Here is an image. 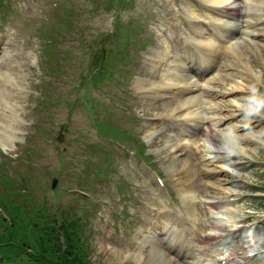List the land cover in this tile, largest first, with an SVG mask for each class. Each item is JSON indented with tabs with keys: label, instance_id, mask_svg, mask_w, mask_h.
<instances>
[{
	"label": "rangeland",
	"instance_id": "obj_1",
	"mask_svg": "<svg viewBox=\"0 0 264 264\" xmlns=\"http://www.w3.org/2000/svg\"><path fill=\"white\" fill-rule=\"evenodd\" d=\"M175 3L0 0V79L2 72L11 74L10 105L18 112L20 128L18 139L11 142L13 150L0 147V179L6 175L10 181L4 179L5 184L13 183L24 191L27 173L25 177L35 178V183L41 170L55 171L60 180L57 186L76 193L66 192L61 201L72 203L69 210L74 215L83 211L88 219V232L86 227L81 230L85 236L81 245L86 248L79 256L91 264H123L120 256L129 259L127 264H165L163 251L176 246L166 240V234L161 235L166 230L162 213H173V207L186 218L175 217L169 233L179 235L191 249L188 264H207L212 259L220 264L227 250L248 256L251 252L244 238L249 233L264 242V76L253 79L254 87L247 81L243 97H232L244 109L245 119L256 125V136L245 137L244 153L237 148L239 134L215 124L212 108L203 105L201 118L172 122L167 118L173 114L155 104L161 101L149 100L147 89L137 87L143 82L139 77L166 81L164 71L146 60L152 58V51L169 53L171 49V55L177 56L193 38L194 27L184 18L182 0ZM196 8L205 17V10ZM260 13L264 15V4ZM227 21V34H238L241 18ZM258 58L264 71V50ZM163 67L172 68V64ZM231 86L226 85L227 91ZM205 121L212 124L219 139L217 152L212 151L211 139L199 133L202 127L207 131ZM65 123L64 139L58 142ZM203 146L211 149L204 151ZM203 153L223 160L218 165L225 170L229 192L218 207L209 205L204 182L196 179L199 174L191 176L187 169V160L199 164ZM151 169L162 174V189ZM187 179L201 183L192 200L182 191ZM2 180L0 191L4 192ZM43 183L48 185L47 178L37 180V187ZM17 199L19 195L13 203ZM89 199L95 203L91 205ZM2 200L0 196L1 211ZM18 202L22 210L34 204L32 199ZM7 203L5 217L11 219L14 212ZM186 208L195 209L194 214L189 212L191 219ZM215 224L221 229L217 231ZM31 225L9 231L10 226L0 220V252L15 250L19 244L35 250L40 229ZM184 227L188 233H183ZM215 235L216 239H210ZM59 241L64 250L62 234ZM44 245L38 249L37 263L59 264L55 243ZM261 250L264 256V247ZM196 255L199 261L193 258ZM261 256L248 259L258 264Z\"/></svg>",
	"mask_w": 264,
	"mask_h": 264
},
{
	"label": "bare ground",
	"instance_id": "obj_2",
	"mask_svg": "<svg viewBox=\"0 0 264 264\" xmlns=\"http://www.w3.org/2000/svg\"><path fill=\"white\" fill-rule=\"evenodd\" d=\"M184 1L183 8L193 18L192 22L198 34L197 39L194 40L195 42H189L177 56H170L163 50L156 51L153 56L161 64H155L152 67H159L161 71H164L167 77L166 81L150 80L148 87H146L148 81H140L137 87L147 89L145 93L150 97L149 100H164V102H155V104L160 109L172 113L171 116L177 117L181 123L183 120L190 121V119L201 118L202 107L212 108L215 113V124L226 125L228 130L239 134L238 140L240 139V141L237 142V148L239 147V150L244 153L245 137L256 136L253 132L256 125H253L254 121L252 119H245L244 109L237 106L232 97H243L247 93L244 91L245 88H248L245 85L247 81H251V86L254 87L253 79L257 80L259 77L264 76L261 67L263 62L258 58L264 50V15L260 13L264 0H241L240 4H237V0ZM196 7L205 10V17L202 18L198 14ZM242 8H247V11H243ZM230 17H242L241 24L236 29L239 31L238 36H233L232 33H230L231 35H224V31L228 30V23L230 22L227 21V18ZM188 46H194L196 49H189ZM257 51L261 52L260 55L253 57L252 53L256 52L257 54ZM164 62L166 64L171 63L172 68H164ZM253 62L262 69H257ZM197 63L199 65L198 69L203 70V76H200L199 73L192 75L190 72V68H195ZM207 74L209 75L206 76ZM2 75L3 78L0 79V146L9 151L13 148L11 142L19 136L20 128L17 124L18 112L10 105V95L14 91L11 87L13 83L9 86L11 82L9 75L11 74L5 71ZM231 84V89L227 91L226 85ZM248 94L252 98L253 94L251 92ZM204 125H206L207 131L203 128H200V131L211 139L212 151H216L217 142L219 141L216 132L209 121H205ZM248 127L250 129H247ZM203 148L204 151L211 149L205 146ZM201 155L202 159L199 164H195L188 159L189 164L186 162L187 169L191 176L199 174L196 179L198 182H204V194L210 200L209 205L218 207L221 199L223 201L225 197H228L229 192L226 179L223 177L225 170L218 165L223 160L217 155L214 158H207L204 153ZM187 182L188 184L182 187V191L187 199L192 200L197 192H200L201 183L196 184V181L192 179H187ZM192 211L194 212L195 209L193 208ZM192 211L189 209L188 212L194 214ZM188 216L191 217L190 214ZM163 217L167 222L172 220L168 214H164ZM214 227L217 231L221 229L217 224ZM216 237V235L212 236L211 239H216ZM250 238H252L249 244V247L252 248L250 258H253V256L261 254L263 246L259 242V238L255 239L253 236H250ZM183 246L182 251L187 248V245ZM188 251H185V257ZM232 254L233 250L229 252V256ZM163 256L165 264H183L182 258L184 257L182 253L175 256L170 251L165 250ZM119 260L123 264H127L129 261L126 257L121 256ZM245 264L253 263L247 259ZM258 264H264V257L259 258Z\"/></svg>",
	"mask_w": 264,
	"mask_h": 264
},
{
	"label": "trees",
	"instance_id": "obj_3",
	"mask_svg": "<svg viewBox=\"0 0 264 264\" xmlns=\"http://www.w3.org/2000/svg\"><path fill=\"white\" fill-rule=\"evenodd\" d=\"M16 209V208H14ZM19 210V209H17ZM14 212V211H13ZM18 212V211H17ZM15 213V212H14ZM11 213V214H14ZM16 214V213H15ZM73 217L78 221L81 220L80 218H76L74 215ZM19 218V217H18ZM18 218L16 219L15 215H12V223L15 229H19L22 230L24 228V225L29 223V220H24L23 219V223L22 224H18ZM74 221L73 223H68V225L66 226H62V224H60V226H58L59 224L57 223L56 225H52V226H44V224L42 223V221H40L39 219H35V223L37 225V227L40 229V233L37 234V238L35 240L33 249H35L33 252V257L37 260L34 259V264H38L37 262L39 261L40 258V252L38 249L45 247L44 244L49 242H54L55 243V249H59L58 253H59V264H91L89 261H87V259L85 258V256L83 258H81L79 255L82 252H85V246L84 249L82 247V243H81V239L82 237H80L78 234L81 231H78L77 227H80L79 230L82 229V225L79 224V222ZM32 223V227H35L36 225L34 224V222ZM74 225V226H73ZM13 228V229H14ZM38 229V230H39ZM9 231H11V228H9ZM64 236V243L63 245L65 246L64 250L62 249V244L61 241H59V237L60 235ZM56 238H54V237ZM54 238V239H53ZM81 252V253H79ZM78 256L80 258H78ZM77 259V260H75ZM33 261V260H32Z\"/></svg>",
	"mask_w": 264,
	"mask_h": 264
}]
</instances>
